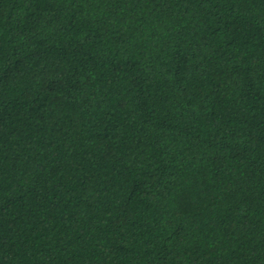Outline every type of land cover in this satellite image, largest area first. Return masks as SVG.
Listing matches in <instances>:
<instances>
[{
  "label": "trees",
  "instance_id": "16d2710c",
  "mask_svg": "<svg viewBox=\"0 0 264 264\" xmlns=\"http://www.w3.org/2000/svg\"><path fill=\"white\" fill-rule=\"evenodd\" d=\"M0 264H264V0H0Z\"/></svg>",
  "mask_w": 264,
  "mask_h": 264
}]
</instances>
